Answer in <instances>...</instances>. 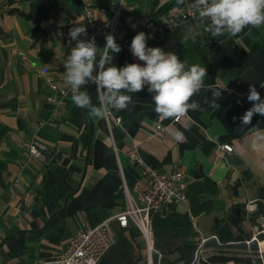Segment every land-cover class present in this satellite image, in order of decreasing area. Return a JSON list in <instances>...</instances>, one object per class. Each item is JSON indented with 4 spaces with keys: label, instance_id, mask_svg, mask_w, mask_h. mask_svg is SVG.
<instances>
[{
    "label": "crops",
    "instance_id": "0c3cea01",
    "mask_svg": "<svg viewBox=\"0 0 264 264\" xmlns=\"http://www.w3.org/2000/svg\"><path fill=\"white\" fill-rule=\"evenodd\" d=\"M119 1L0 0V264H56L79 231L126 208L127 191L136 197L134 185L145 179L149 167L165 173L179 170L187 182L189 202L178 204L167 217L152 215L154 245L165 264H185L177 259L190 253L192 262L203 239L209 260L230 255V250L253 251V264H264L253 244L257 241L247 243L264 216L252 222L258 203L264 202V149L250 147L256 131L264 133V116L254 114L246 126L240 119L253 106L247 99L250 85L264 100V26L246 27L234 37H212L197 15L177 19L170 29L150 31L149 22L190 0H125L113 35L121 51L110 53L116 67L144 64L130 51L133 37L144 32L151 37L148 47L207 68L206 87L192 97L200 110H190L177 122L164 119L158 129L147 86L128 93L133 104L113 109L107 118L90 115L73 104L71 92L63 95L51 87H69L63 64L76 41L68 32L79 25L87 32L83 3L110 8ZM33 11L45 14L39 23L24 15ZM106 35L96 43L97 60ZM219 89V108H214L212 91ZM82 90L98 105L95 84L89 82ZM174 130L186 139L176 141ZM34 139L47 144L45 160L30 155L28 145ZM227 143L232 152L223 149ZM237 203L246 205L247 217L240 222L242 233L232 228L244 239L223 242L216 219L227 217ZM112 225L117 242L105 257L115 264L119 253L127 257L129 237L141 233L134 225ZM121 239L129 244L119 250Z\"/></svg>",
    "mask_w": 264,
    "mask_h": 264
},
{
    "label": "clouds",
    "instance_id": "9594fccd",
    "mask_svg": "<svg viewBox=\"0 0 264 264\" xmlns=\"http://www.w3.org/2000/svg\"><path fill=\"white\" fill-rule=\"evenodd\" d=\"M177 2L183 4L184 0ZM192 8L198 12L204 30L212 37L225 34L234 37L246 27L264 26V0H195ZM82 35H87L85 26L69 29L68 36L76 44L63 64L64 80L70 86L71 100L76 107L86 109L92 116L107 118L113 109L121 111L133 104L128 93H138L147 86L160 120L178 121L190 110H200V104L192 97L206 87V67L189 65L187 61H181L176 53L148 47L147 40L151 37L139 32L131 41L130 51L144 64L129 63L118 68L112 63L110 53H119L121 47L113 35H106V45L99 60L95 39H79ZM89 82L96 85L98 105H94L89 93L82 90ZM207 87L211 89V85ZM261 87L264 88V85ZM221 89L212 91L214 108H219L216 101L221 97ZM247 99L253 106L240 118L244 126L251 123L254 114L264 116V100L254 85H250ZM174 139L182 142L186 137L183 132L174 130ZM250 147L253 151L264 149V133L257 130Z\"/></svg>",
    "mask_w": 264,
    "mask_h": 264
},
{
    "label": "built area",
    "instance_id": "2783aa9c",
    "mask_svg": "<svg viewBox=\"0 0 264 264\" xmlns=\"http://www.w3.org/2000/svg\"><path fill=\"white\" fill-rule=\"evenodd\" d=\"M194 2L195 0H190L183 6L169 8L163 15L149 22L147 29L150 31L167 30L172 28L179 18L187 19L197 16L198 12L192 8ZM124 3L125 0H120L110 8H94L88 2H84L82 8L87 19V35L81 39L87 41L94 38L96 44L102 34L114 35L120 23ZM97 12L108 13L109 16L103 19L99 17ZM51 87L59 90L63 95L71 92L70 86L59 88L57 84L52 83ZM162 121L158 118V129L163 128ZM222 147L227 152L233 151V146L230 143L224 144ZM28 149L32 157L40 160H45L49 151L47 144L39 139L32 140ZM145 174V179L137 181L134 185L136 197L127 191L126 208L94 226L89 225L79 231L64 248L56 264H100L117 242V232L112 225L113 221H117L123 228L134 225L139 230L146 243L145 260L147 264H165L162 252L154 245L152 215L159 213L167 217L178 204L189 202L187 182L184 179V174L179 170L165 173L149 167ZM253 208V206L249 207V209ZM261 218L264 220V216ZM261 234H264V223L262 227H255V233L247 243L257 241L259 245H262V240L259 239ZM212 237L219 242L216 235ZM206 240L203 239L199 244L195 257L190 264H240L234 259L222 263L210 261L205 255ZM263 253V248L259 246L261 258L264 257Z\"/></svg>",
    "mask_w": 264,
    "mask_h": 264
},
{
    "label": "trees",
    "instance_id": "16d2710c",
    "mask_svg": "<svg viewBox=\"0 0 264 264\" xmlns=\"http://www.w3.org/2000/svg\"><path fill=\"white\" fill-rule=\"evenodd\" d=\"M24 15L29 18L33 19L36 23L40 22L41 17L45 16L43 13H38L37 11L24 13ZM264 214V202L261 201L258 203V208L254 213L252 218V222L255 223V218L259 217L260 215ZM247 217V210L246 205L244 203H237L233 205L230 209V212L227 217L223 219H216V222L219 223L218 227H216V233L219 236L220 240L223 242H228L230 240L239 241L244 239L243 234L235 235L232 226L234 225L239 233H242L243 230L240 226V222ZM261 237H264L262 234ZM193 249V248H190ZM193 258V255L190 253L188 256H180L177 261L184 260L185 264L190 263ZM234 259L231 255L220 254L214 255L210 257V260L216 263H222L227 260ZM238 259V258H236ZM235 260V259H234ZM100 264H112L107 257H104Z\"/></svg>",
    "mask_w": 264,
    "mask_h": 264
},
{
    "label": "rangeland",
    "instance_id": "374dc122",
    "mask_svg": "<svg viewBox=\"0 0 264 264\" xmlns=\"http://www.w3.org/2000/svg\"><path fill=\"white\" fill-rule=\"evenodd\" d=\"M257 227H262L264 220L260 217L259 221H257ZM262 234L259 236L260 240H264V237H261ZM129 241H130V245L129 248L126 250L127 253V257H122L119 252H116L117 254L119 253V258L117 259V261L115 262V264H145L146 260H145V256H146V243L145 241H143V238L141 235H138L136 237L130 236L129 237ZM120 245H119V250H122L123 248V244L127 245L129 244L128 242H126L125 240L121 239L120 241ZM257 246V248L262 247L263 251H264V247L262 245L257 244L256 242L253 243ZM132 246V248H131ZM111 250V249H110ZM112 251V250H111ZM111 251H109L107 253V255L109 254L110 256L112 255ZM111 253V254H110ZM228 253H230V255L232 257H234V259L239 262L240 264H253L252 259H255L257 261V252H248V253H244V252H238V250H230L228 251ZM106 255V256H107ZM264 255V253H263ZM238 258V259H236Z\"/></svg>",
    "mask_w": 264,
    "mask_h": 264
},
{
    "label": "bare ground",
    "instance_id": "6f19581e",
    "mask_svg": "<svg viewBox=\"0 0 264 264\" xmlns=\"http://www.w3.org/2000/svg\"><path fill=\"white\" fill-rule=\"evenodd\" d=\"M261 244H262V246L264 247V240L262 241V243H261Z\"/></svg>",
    "mask_w": 264,
    "mask_h": 264
}]
</instances>
